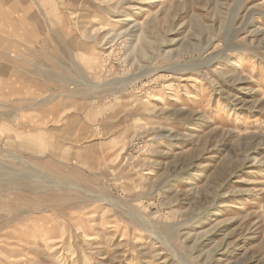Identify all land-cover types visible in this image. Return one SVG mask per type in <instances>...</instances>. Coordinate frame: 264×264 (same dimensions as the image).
Masks as SVG:
<instances>
[{"label": "rangeland", "instance_id": "374dc122", "mask_svg": "<svg viewBox=\"0 0 264 264\" xmlns=\"http://www.w3.org/2000/svg\"><path fill=\"white\" fill-rule=\"evenodd\" d=\"M13 1L0 264H264V0Z\"/></svg>", "mask_w": 264, "mask_h": 264}, {"label": "crops", "instance_id": "0c3cea01", "mask_svg": "<svg viewBox=\"0 0 264 264\" xmlns=\"http://www.w3.org/2000/svg\"><path fill=\"white\" fill-rule=\"evenodd\" d=\"M25 6V1L14 4L13 0H0V97L4 100L19 95V92L14 95L18 91L12 86L14 80L28 84V88L22 85L21 88H30L29 92L40 89L43 92L45 78L51 75V66L41 61V53L29 49L41 31L38 25L22 19L21 14H17L18 18L14 16L13 11L19 12Z\"/></svg>", "mask_w": 264, "mask_h": 264}, {"label": "bare ground", "instance_id": "6f19581e", "mask_svg": "<svg viewBox=\"0 0 264 264\" xmlns=\"http://www.w3.org/2000/svg\"><path fill=\"white\" fill-rule=\"evenodd\" d=\"M141 53H142V52H141ZM212 58H213V57H212ZM213 59H214V58H213ZM180 70H181V69H180ZM164 71H165V70H164ZM128 81H129V80H128ZM104 85H105V84H104ZM118 85H119V84H118ZM125 85H126V84H125ZM116 87H117V86H116ZM110 89H111V88H110ZM115 93L117 94V93H119V91L117 90ZM121 93H122V92H121ZM116 94H115V95H116ZM29 176H30V175H29ZM21 178H22V177H20V180H21ZM23 178H24V177H23ZM18 180H19V179H18ZM41 182H42V181H41ZM43 184H44V183H43ZM45 184L48 185L49 187H52V188L56 186V183H53V182H45ZM22 185H23V184H22ZM29 186H30V185H29ZM30 187H32V186H30ZM36 187H38V186H36ZM68 187L73 188V187H71V186H68ZM32 188H34V187H32ZM146 231H150V230H146ZM175 231H176V230H174V229H169V230H168V232H175ZM149 233H151L152 235H154V236H156L157 238H159L158 235H157L155 232H151V231H150ZM175 233H176V232H175ZM172 234H173V233H172ZM168 237H169V236H168ZM169 238H170V237H169ZM160 239H161V238H160ZM161 240H162V239H161ZM60 248H61V247H60Z\"/></svg>", "mask_w": 264, "mask_h": 264}]
</instances>
